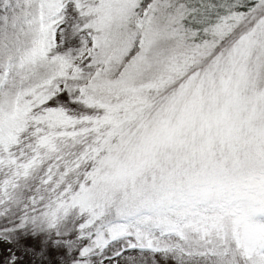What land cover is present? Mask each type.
Instances as JSON below:
<instances>
[{
  "label": "snow or ice",
  "instance_id": "1",
  "mask_svg": "<svg viewBox=\"0 0 264 264\" xmlns=\"http://www.w3.org/2000/svg\"><path fill=\"white\" fill-rule=\"evenodd\" d=\"M264 264V0H0V264Z\"/></svg>",
  "mask_w": 264,
  "mask_h": 264
},
{
  "label": "rangeland",
  "instance_id": "2",
  "mask_svg": "<svg viewBox=\"0 0 264 264\" xmlns=\"http://www.w3.org/2000/svg\"><path fill=\"white\" fill-rule=\"evenodd\" d=\"M23 264H28V259L26 258Z\"/></svg>",
  "mask_w": 264,
  "mask_h": 264
}]
</instances>
